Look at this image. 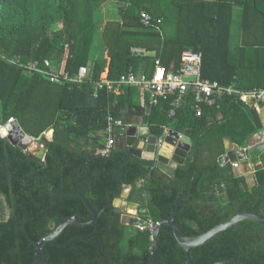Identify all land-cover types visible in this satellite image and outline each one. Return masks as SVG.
<instances>
[{
  "label": "trees",
  "instance_id": "16d2710c",
  "mask_svg": "<svg viewBox=\"0 0 264 264\" xmlns=\"http://www.w3.org/2000/svg\"><path fill=\"white\" fill-rule=\"evenodd\" d=\"M106 1L0 0V125L14 119L47 150L40 165L0 138V264H33L34 244L63 219H92L71 182L100 215L95 224L66 227L53 244H46V264H147L150 232L121 225L112 207L123 186L131 187L126 202L137 204V217L155 222L172 215L186 189L175 221L189 237L238 212L264 218V168L256 170V184L249 190L228 164L217 163L224 155V138L243 148L248 137L263 129L253 109L228 97L218 102L219 108L202 106V115L195 117L188 101L171 118L169 101L142 106L134 87L114 85L113 92L95 88L105 70L112 82L129 69L151 77L156 59L166 72H175L185 51L200 53L202 79L243 92L263 88L264 0H124L120 20L106 23L101 33L108 60L94 62L84 83L55 84L23 68L31 63L49 71L48 63L57 61L59 76L74 77L79 67H88L97 31L94 13ZM235 4L241 8L237 41L231 33ZM141 12L150 16L148 27L140 23ZM168 18L175 26L172 37L162 32ZM57 24L60 28L54 29ZM108 116L124 126L138 121L155 137L166 128L187 137L193 144L187 160L169 178L141 166L127 148L95 157L104 147ZM49 131L47 140L42 134ZM217 185L224 188V204ZM190 254L191 264H264V227L241 221ZM159 257V264L186 260L164 232L159 234Z\"/></svg>",
  "mask_w": 264,
  "mask_h": 264
},
{
  "label": "built area",
  "instance_id": "2783aa9c",
  "mask_svg": "<svg viewBox=\"0 0 264 264\" xmlns=\"http://www.w3.org/2000/svg\"><path fill=\"white\" fill-rule=\"evenodd\" d=\"M140 23L143 27H148L150 16L145 12L140 13ZM157 24L160 20L156 21ZM137 55L146 56L148 53L144 49H132ZM154 71L151 77L145 76L143 73H134L131 69L121 76L118 81H108L105 77L106 71L101 74V79L95 83L96 90L106 88L108 91L114 85H124L134 87L140 95L146 99L149 106H157L161 103L169 101V109L167 116L173 118L176 111L188 101H191L192 110L195 117L202 115V106L219 108L218 102L224 98L232 97L237 99L245 107L253 108L257 106L264 107V87L253 89L247 92L237 90L231 86H221L217 82H210L202 79L200 76L201 55L200 53L185 51L180 57V63L175 72H166L159 64V60L154 62ZM29 74L36 72L48 77L51 83H75L82 84L89 78V70L86 67H79L74 77L66 74L59 76L57 73L49 71H41L29 63L23 67ZM15 120L10 118L3 125H0V131L6 125H12ZM120 120H114L111 116L106 118V128L104 130L105 142L104 147L98 150V155L106 156L116 145V138L123 135H117L115 130L118 128H127ZM158 142V141H157ZM156 146L159 147V145ZM232 168L237 167V162L230 163ZM138 220H141L137 218ZM143 226L137 225L135 228L139 232L151 231L160 224L151 218L142 220Z\"/></svg>",
  "mask_w": 264,
  "mask_h": 264
},
{
  "label": "water",
  "instance_id": "95a60500",
  "mask_svg": "<svg viewBox=\"0 0 264 264\" xmlns=\"http://www.w3.org/2000/svg\"><path fill=\"white\" fill-rule=\"evenodd\" d=\"M17 131H21L19 125L15 122L12 125H6L4 129L0 131V138L6 139V141L23 151L27 154V157L40 165L44 164V157L47 153V150L44 146H40L36 153H32L30 151V146L34 144L36 139L25 135L22 131V136L19 138L16 135ZM115 133L119 135H123L124 140L118 141V137L116 138V145L114 148L122 150L124 148L128 149V152L133 157L137 158L140 161L141 166L145 168H152L153 166L162 172L167 177H173L175 165L172 163L168 166V160L171 159V154L173 151V147L169 145H162L160 151L156 148V137L155 136H147L145 137L140 130H138L135 126H129L127 128H118L115 130ZM257 142L253 145L247 146L245 150H243V154L247 157L248 154H252L254 157H259L260 154L264 151V130H261L257 133ZM181 140L184 141L182 145H178L177 148H183L185 151L189 150L190 143L181 137ZM142 143V148L138 146V144ZM163 146V147H162ZM163 148V150H162ZM171 148V152H168ZM234 151L228 153V155L233 154V157H230L229 160L231 162L236 161L235 152H238L237 146L233 147ZM166 150V151H164ZM158 153L156 154V152ZM242 152V150H239ZM156 156V157H155ZM95 157L100 158V155ZM239 157V156H238ZM155 159V161H154ZM173 161V160H172ZM178 164H182L181 162H175ZM72 185V192L78 196L86 207V209L91 213L92 219L89 222H80L78 218H68L63 219L62 222L49 234L39 240L37 243L34 244V251H33V264H46L45 256H44V246L46 244H53L54 240L62 233V231L69 226L83 228L86 226H91L95 224L99 218L100 213L97 212L93 207H91L84 196H82ZM216 193L218 194V199L220 204L226 203V196L224 194V190L221 185L217 186ZM186 195V189L184 190V194L182 197L178 198L175 201V207L172 215L165 221L160 222L150 233L151 239V246H150V255L148 258L147 264H159L160 257H159V234L164 232L171 236L173 240L180 246L184 252L185 262L181 264H191L192 262V255L190 254V250L192 248L200 247L206 243H208L216 234L226 231L234 226H238L241 221H252L264 227V218L253 213L249 212H238L234 215L230 220L227 222L221 223L219 225L214 226L207 232L194 236L189 237L186 236L178 226L175 221L176 213L178 211V202L183 199ZM117 211V210H116ZM120 224L124 226L136 227L137 225L143 226L144 222L142 220H138L136 217L128 216V215H120ZM214 264H232L229 262H217Z\"/></svg>",
  "mask_w": 264,
  "mask_h": 264
},
{
  "label": "crops",
  "instance_id": "0c3cea01",
  "mask_svg": "<svg viewBox=\"0 0 264 264\" xmlns=\"http://www.w3.org/2000/svg\"><path fill=\"white\" fill-rule=\"evenodd\" d=\"M204 1H208L209 2V1H213V0H204ZM238 7H239V5H237V4L233 5L232 19H233V14L235 15L236 11L238 10L237 9ZM240 16H241V14H240ZM236 39H238V38H236ZM147 55L148 56H152L153 54L152 53H148ZM49 72H51V71H49ZM56 72H53V73H56ZM113 91H116V89L109 90V92H113ZM145 102H146V99L143 98L140 95V93H139V103L143 106L145 104ZM153 107H155V106H153ZM246 108H248V107H246ZM250 109H253L256 112V114L258 116V119L260 121V124L263 127L262 130H264V122L260 118L262 110L264 111V107L259 105L257 107H253V108H250ZM137 124H139V125H137ZM132 126H135L138 130H140L141 133H143L145 137L152 136L148 132V127L144 126L143 124L141 125L140 122L137 121L136 124H134ZM50 132L52 133V131H50ZM169 133H172V134L176 135L178 138L174 139L173 142L169 141L168 138H170L171 140L173 139V138L169 137ZM257 133H255V134H253V135H251L250 137L247 138L246 143H245V147H243V148L239 147L235 143H232L229 140V138H224L223 139L224 155L220 156L217 159V163L220 166H224V165L228 164L231 167V165H230L231 161L229 160V158H227L228 157L227 154L230 153V152L232 153L234 151L233 147L237 146L238 152H235L234 155H236V156L240 155V156L236 157V161L235 162H237V167L236 168H232L231 167V169H232L233 174L235 176L242 177L244 179L246 187L249 190L251 188H253L255 186V184H256V180H255V172H256V170L259 169V168L260 169L264 168V151L260 154L259 157H254L250 153L246 157L243 154V150H245V148L247 146L253 145L254 143L257 142V136H256ZM50 137H51V134H50ZM181 137L184 138L185 140H187L190 143V145H189L190 147H189L188 151H185L183 148H181V149L177 148L178 145L185 144V143H183L184 141L181 140ZM156 139L158 141V142L156 141V143H157V145H159V147L156 146V148L159 151L161 149V144L162 145H164V144L166 145L167 144L170 147H173V151H172V154H171V159H172V156H173V154L175 153L176 150H180V151H182L184 153V156H183V159H182V164H178V163H175V161L168 160L169 161L168 164H167L168 166H170V164L173 163L175 165V169H176L177 167H181V166L184 165L185 161L187 160V158H188V156L190 154V150H191V148L193 146V144L190 141V139H188L187 137H185L183 135H180L177 132H174L173 130L167 129V128L164 129V132H163L162 136L161 137H156ZM123 140H124L123 136H119L118 137V141H123ZM138 146L142 148L143 145H142V143H140V144H138ZM162 150H163V148H162ZM239 150H242V153L239 154ZM164 151H166V150H164ZM167 151L171 152V148H169V150H167ZM157 153H158V151L156 152V154ZM154 161H155V159H154ZM152 168H155V167L153 166ZM139 185H140V183H137V186H139ZM217 186H219V185H217ZM217 186H216V188H217ZM216 188H215V190H216ZM222 188H223V186H222ZM223 190H224V188H223ZM130 191H131V187H129V186H123L122 187V192H121V195H120V203H119V205H120V207L124 208V211L126 213L125 215L138 218L137 217V211H138L137 204L127 203L126 202V198L128 197ZM129 209H131L133 211V213H129L128 212ZM143 212L146 213L145 211H143Z\"/></svg>",
  "mask_w": 264,
  "mask_h": 264
},
{
  "label": "rangeland",
  "instance_id": "374dc122",
  "mask_svg": "<svg viewBox=\"0 0 264 264\" xmlns=\"http://www.w3.org/2000/svg\"><path fill=\"white\" fill-rule=\"evenodd\" d=\"M123 1L124 0H108L105 3H103L99 7V9L94 13V19L97 22V31L94 35V42L89 52V66L88 67L86 66L87 70H89V74H90V68L94 62L107 59L105 45L101 39V33L106 23L120 20L119 10L121 7L124 6ZM237 9L238 10L236 11L235 15L233 14V22H232V28H231V33L233 34L232 36H233V39L235 40L236 38H238V33H240L241 8L238 7ZM59 28H60V24H57L54 26V29H59ZM174 29H175V26L172 20L169 18L165 19V21L162 24V32L164 36L172 37L174 34ZM48 66L50 69L49 71L56 72L58 68V62L51 61L48 63ZM260 118L264 122V111L263 110L261 112ZM42 136L47 140L51 139V137L47 136L46 133L42 134ZM40 146L42 145H40L39 141L36 139L34 144L30 146V151L32 153H36ZM119 203H120V196L119 198L113 200L112 207L114 208L115 212L119 216L125 215L126 213L124 211V208L120 207ZM130 231L135 232L134 229H130Z\"/></svg>",
  "mask_w": 264,
  "mask_h": 264
},
{
  "label": "bare ground",
  "instance_id": "6f19581e",
  "mask_svg": "<svg viewBox=\"0 0 264 264\" xmlns=\"http://www.w3.org/2000/svg\"><path fill=\"white\" fill-rule=\"evenodd\" d=\"M51 132H47L46 135L47 136H50ZM16 135L20 138L22 136V132L21 131H17L16 132ZM169 137L173 138L172 140L171 139H168L169 141L173 142L174 139L178 138L176 135L172 134V133H169ZM242 153V152H239V154ZM183 156H184V153L180 150H176L175 153L173 154L172 156V160L175 161V162H181L182 159H183ZM240 156V155H239ZM230 157H233V154H230L228 155L227 158H230ZM225 159V158H224ZM129 213H133V211L131 209L128 210Z\"/></svg>",
  "mask_w": 264,
  "mask_h": 264
},
{
  "label": "flooded vegetation",
  "instance_id": "af4514ba",
  "mask_svg": "<svg viewBox=\"0 0 264 264\" xmlns=\"http://www.w3.org/2000/svg\"><path fill=\"white\" fill-rule=\"evenodd\" d=\"M120 217V216H119ZM120 219V218H119Z\"/></svg>",
  "mask_w": 264,
  "mask_h": 264
}]
</instances>
